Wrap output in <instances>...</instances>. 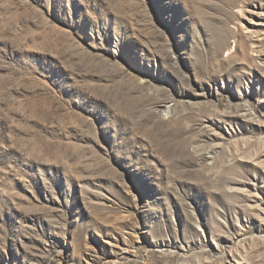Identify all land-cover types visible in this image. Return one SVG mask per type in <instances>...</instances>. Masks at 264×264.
<instances>
[{"label":"rangeland","instance_id":"1","mask_svg":"<svg viewBox=\"0 0 264 264\" xmlns=\"http://www.w3.org/2000/svg\"><path fill=\"white\" fill-rule=\"evenodd\" d=\"M0 264H264V0H0Z\"/></svg>","mask_w":264,"mask_h":264}]
</instances>
